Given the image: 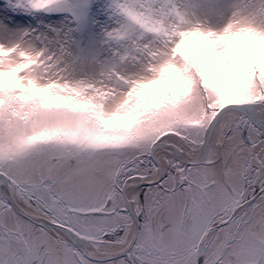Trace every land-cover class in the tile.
Returning <instances> with one entry per match:
<instances>
[{"label": "snow or ice", "instance_id": "6c2138e0", "mask_svg": "<svg viewBox=\"0 0 264 264\" xmlns=\"http://www.w3.org/2000/svg\"><path fill=\"white\" fill-rule=\"evenodd\" d=\"M0 264H264V0H0Z\"/></svg>", "mask_w": 264, "mask_h": 264}]
</instances>
